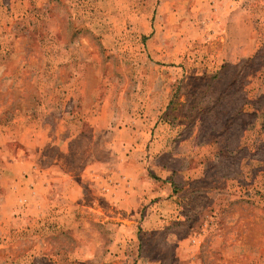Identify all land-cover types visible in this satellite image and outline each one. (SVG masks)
I'll return each mask as SVG.
<instances>
[{"label":"rangeland","instance_id":"1","mask_svg":"<svg viewBox=\"0 0 264 264\" xmlns=\"http://www.w3.org/2000/svg\"><path fill=\"white\" fill-rule=\"evenodd\" d=\"M0 199V264H264V0H0Z\"/></svg>","mask_w":264,"mask_h":264},{"label":"crops","instance_id":"2","mask_svg":"<svg viewBox=\"0 0 264 264\" xmlns=\"http://www.w3.org/2000/svg\"><path fill=\"white\" fill-rule=\"evenodd\" d=\"M94 112H95V114L92 115L93 118L99 119L100 118L99 115H102V113L97 112V111H94ZM95 116H97V117H95ZM87 118L90 119L89 116ZM30 134H33V132H31ZM33 135L37 136V135H41V133L38 131V133L33 134ZM46 139L41 138V140H39V141H37L36 139L35 140L30 139L33 142H31L30 140L28 142H25L27 144V146H25V147H27L28 150L31 152L30 153L31 155L29 156L30 159L28 161H26L25 164L30 169L32 168V173H31V175H29L28 179H26L27 181H23L22 179H18V181L15 182V180H11V181H13V183L15 182L13 184V194H12L14 197L21 195V193H29V196H33V195L35 197L41 196L40 199L44 198V199H47V201L51 198V196L53 194V190L56 187V186L54 187L53 183L55 181H59L61 178H59L58 175L56 176L55 174H53L49 170L40 169L42 171H40V170L38 171L37 168L39 166H38L36 160L32 159L33 157L38 156L37 151L42 152V150L49 145L46 142ZM8 142H9V140H7L5 143H3L2 146L6 145V143H8ZM19 166H20V164H19ZM41 172H42V174H41ZM2 181H4V179H2ZM3 187H5V186L3 185ZM2 197L8 198V199L11 198V197L6 196V195H4V196L2 195ZM11 199H13V198H11ZM7 201H8L7 199H0V214H2V217H1L2 220L0 221V237H2V238L7 237L5 235V233H6L5 231H11V230L21 231V229H22V228H20V226H11L9 224L6 226L5 215L6 214L10 215L11 211H13V215H18L20 217L22 214L34 215V213H36L39 215L43 214V216L45 218L48 215L49 210H50V208H49L50 204H48L49 201H48V203H46V201H45L44 204H38V206L35 203L33 204L32 202H30V204L28 205L29 208L26 211H23L21 209L22 205L17 204V203H16L17 206L15 207V210H12V209L10 210L11 207L8 206ZM18 201H22V200L18 199ZM5 204H6V206H5ZM5 207H8L9 209L7 211H5V209H6ZM17 219L21 220V218H19V217ZM23 229H25V228H23ZM10 234L11 233H7V235H10ZM13 234H15V232Z\"/></svg>","mask_w":264,"mask_h":264}]
</instances>
